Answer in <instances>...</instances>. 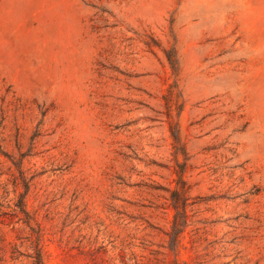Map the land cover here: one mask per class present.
Masks as SVG:
<instances>
[{
    "label": "rangeland",
    "instance_id": "rangeland-1",
    "mask_svg": "<svg viewBox=\"0 0 264 264\" xmlns=\"http://www.w3.org/2000/svg\"><path fill=\"white\" fill-rule=\"evenodd\" d=\"M0 264H264V0H0Z\"/></svg>",
    "mask_w": 264,
    "mask_h": 264
},
{
    "label": "trees",
    "instance_id": "trees-1",
    "mask_svg": "<svg viewBox=\"0 0 264 264\" xmlns=\"http://www.w3.org/2000/svg\"><path fill=\"white\" fill-rule=\"evenodd\" d=\"M168 61H169V63L171 64V67H173V65H172V63H171V61H170V59L168 58Z\"/></svg>",
    "mask_w": 264,
    "mask_h": 264
}]
</instances>
